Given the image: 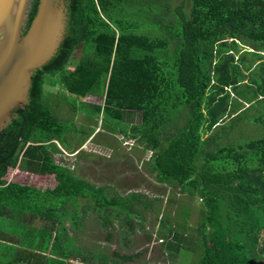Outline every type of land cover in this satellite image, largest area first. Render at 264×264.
Wrapping results in <instances>:
<instances>
[{
  "label": "trees",
  "instance_id": "trees-1",
  "mask_svg": "<svg viewBox=\"0 0 264 264\" xmlns=\"http://www.w3.org/2000/svg\"><path fill=\"white\" fill-rule=\"evenodd\" d=\"M263 58L264 0H180L172 8L168 0H74L68 47L34 77L31 106L0 130V264H117L138 255L75 244L86 213L129 229L150 203L72 173L57 144L73 154L93 129L66 149L64 134L81 131H67L55 115L51 102L60 100L100 125L120 123L116 132L149 152L155 182L199 198L195 264H264V133L240 140L244 113V124L264 128V111L248 115L253 100H264ZM45 83L59 95L44 92ZM87 95L101 103L83 102ZM125 111L138 112L139 122L122 123ZM13 170L50 175L53 184L10 178ZM163 236L183 234L168 226Z\"/></svg>",
  "mask_w": 264,
  "mask_h": 264
},
{
  "label": "rangeland",
  "instance_id": "rangeland-1",
  "mask_svg": "<svg viewBox=\"0 0 264 264\" xmlns=\"http://www.w3.org/2000/svg\"><path fill=\"white\" fill-rule=\"evenodd\" d=\"M179 1L168 0L169 8L174 7ZM135 6L137 7L138 4ZM148 21L149 19H146L145 24ZM170 21L174 25V18H170ZM79 51L80 46H77L71 55L69 67L76 62ZM261 61H264V58ZM255 63L251 66H255ZM44 92L59 95L58 89L47 83L44 84ZM57 95H52L51 98H56ZM66 98L71 99L72 95L68 94ZM81 100L86 103L100 104L102 99L87 95ZM253 101L248 102L251 105L248 115L252 117L257 115L258 110L264 111V100ZM51 106L55 115L67 127V131L72 128L81 131L79 134L73 130L64 134L67 141H64L63 146L66 149H74L84 139L85 134L93 129L90 136L75 151L77 152L75 155H73L75 152L67 155L66 150L57 144L74 175L94 185H104L110 193L124 195L135 192L142 196L146 203H150L147 209H137L141 218H134L129 229L116 220H111L110 224L103 226L94 215L86 213L82 226L75 235V244L85 251L103 253L107 256L111 251L125 255L138 254L125 262H120L117 258V264H195L198 258L195 225L200 216L199 198L190 199L178 192L176 187L155 182L147 162L149 152L143 150L134 141L122 138L121 133L116 132V129L122 126L120 123L110 121L113 124L110 127L100 125V118L96 121L85 117L77 110L72 111L63 100L56 104L51 102ZM244 116L241 121L243 125L240 126L243 128L240 132V140L264 133V128L251 122L244 124L246 119ZM138 122V112H124L122 123ZM13 176L39 188L53 184L50 175L27 177L24 174H15L13 170L10 172V178ZM185 211L188 215L183 221L182 213ZM160 218L164 219L167 226L159 221ZM168 226L171 230L181 232L182 238L176 240L171 236L164 237L163 233L167 231Z\"/></svg>",
  "mask_w": 264,
  "mask_h": 264
},
{
  "label": "water",
  "instance_id": "water-1",
  "mask_svg": "<svg viewBox=\"0 0 264 264\" xmlns=\"http://www.w3.org/2000/svg\"><path fill=\"white\" fill-rule=\"evenodd\" d=\"M0 0V130L32 104L36 74L64 53L73 31L74 0Z\"/></svg>",
  "mask_w": 264,
  "mask_h": 264
},
{
  "label": "built area",
  "instance_id": "built-area-1",
  "mask_svg": "<svg viewBox=\"0 0 264 264\" xmlns=\"http://www.w3.org/2000/svg\"><path fill=\"white\" fill-rule=\"evenodd\" d=\"M68 68H70V67H68ZM125 144H127V145H131V143H127V142H124Z\"/></svg>",
  "mask_w": 264,
  "mask_h": 264
}]
</instances>
